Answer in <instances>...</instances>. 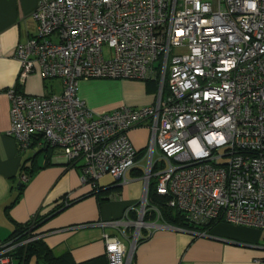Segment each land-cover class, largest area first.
Listing matches in <instances>:
<instances>
[{
    "label": "built area",
    "instance_id": "2783aa9c",
    "mask_svg": "<svg viewBox=\"0 0 264 264\" xmlns=\"http://www.w3.org/2000/svg\"><path fill=\"white\" fill-rule=\"evenodd\" d=\"M31 16L36 31L15 48L21 67L7 91L18 151L59 149L92 187L142 170L136 206L98 222L125 240L103 233L107 264H132L153 228L264 230V0H38ZM35 64L60 81L59 94L17 90ZM83 79L151 81L155 101L97 112L77 96ZM137 127L149 130L142 153L129 138ZM151 185L193 227L165 222L148 201ZM11 247L0 242V264H13Z\"/></svg>",
    "mask_w": 264,
    "mask_h": 264
},
{
    "label": "crops",
    "instance_id": "0c3cea01",
    "mask_svg": "<svg viewBox=\"0 0 264 264\" xmlns=\"http://www.w3.org/2000/svg\"><path fill=\"white\" fill-rule=\"evenodd\" d=\"M37 2L0 0V242L8 240L17 225L26 223L36 213L39 216L50 213L66 198L73 202L45 220L36 234L54 254L68 251L76 263H82L105 255L103 233L125 242L117 229L102 227L98 222L119 219L126 208L136 206L143 183L133 171L122 185L106 174L97 182L98 193L90 194L92 186L82 184L79 164L69 166L59 149L47 150L33 143L20 153L16 140L8 134L7 91L15 86L21 67L14 51L36 31L31 14ZM47 80L35 64L33 72L17 90L28 96H42L48 94L46 88L50 86L52 92L59 94L61 83L48 85ZM77 96L97 112L112 111L123 105L141 107L154 103L156 84L83 79L78 82ZM129 138L143 152L149 130L134 128ZM32 163L37 170L20 189V176ZM209 233L198 237L168 227L153 228L136 245L132 264H257L256 260L264 257V230L217 223Z\"/></svg>",
    "mask_w": 264,
    "mask_h": 264
},
{
    "label": "trees",
    "instance_id": "16d2710c",
    "mask_svg": "<svg viewBox=\"0 0 264 264\" xmlns=\"http://www.w3.org/2000/svg\"><path fill=\"white\" fill-rule=\"evenodd\" d=\"M49 149L50 148H47V150ZM140 153L142 152L140 151ZM69 166H75V164H70ZM36 170L37 167L32 163L31 166L25 167V171L23 174H25L29 180ZM134 170H132L134 175L140 176L142 174L141 169L135 171ZM24 184L22 183V185H20V189L23 187ZM98 191L99 188L96 184L92 187L90 194L93 193L96 195ZM167 200V197H162L158 195L155 192L153 186H150L148 201L150 204L157 206L165 222L175 226L187 228L193 227L185 221L181 213L175 211L174 209L166 205ZM72 202L73 201L66 202V198H64V200L62 199V201L58 205H56L54 209L50 211V213L45 214L43 216H39V214L36 213L32 215V217L26 223L17 225L11 237L5 241L9 243V245H12V247L5 254V256L11 257V259L13 260V264H31L32 261L33 264H107L105 255L82 263H76L72 259L71 254L68 251L61 254H54L51 249L48 248V246L44 243V241H42V239L39 237L34 238L26 244L20 243L27 237L35 235L36 229L45 220H47L50 216L54 215L58 211L64 209L67 205L71 204ZM133 217H135V215H133ZM214 225L215 224H213L212 226ZM212 226H210V228ZM143 240L144 238L140 239L138 243Z\"/></svg>",
    "mask_w": 264,
    "mask_h": 264
},
{
    "label": "rangeland",
    "instance_id": "374dc122",
    "mask_svg": "<svg viewBox=\"0 0 264 264\" xmlns=\"http://www.w3.org/2000/svg\"><path fill=\"white\" fill-rule=\"evenodd\" d=\"M53 39H55V36H53L52 37ZM176 51H180V50H176ZM48 82H47V84L48 85H50V83H52V82H55V84H60V82H59V80L58 79H49V80H47ZM46 91H47V93H49V92H52L51 91V89H50V86H48L47 88H46ZM43 96V95H42ZM111 177V180L112 179H114L112 176H109L108 178H110ZM128 180L130 179V178H127ZM141 199V198H140ZM126 245L128 246V243L126 242Z\"/></svg>",
    "mask_w": 264,
    "mask_h": 264
}]
</instances>
